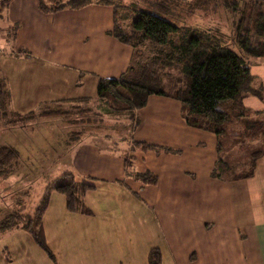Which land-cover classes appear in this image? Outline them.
Listing matches in <instances>:
<instances>
[{"label":"crops","instance_id":"1","mask_svg":"<svg viewBox=\"0 0 264 264\" xmlns=\"http://www.w3.org/2000/svg\"><path fill=\"white\" fill-rule=\"evenodd\" d=\"M6 12L26 33V50L21 51L34 65L72 72L78 92L67 99L96 98L97 92L82 91H98L101 79L118 78L130 65L132 47L108 34L114 24L110 6L46 13L37 0H11ZM260 65L264 62L253 66L252 73L264 84L263 71L257 73ZM8 85L10 89L9 80ZM251 98L258 99L247 98L246 106ZM128 126L133 141L125 154L77 138L67 174L77 177L78 184L94 186L84 195L91 214L69 211L61 193L57 201L50 197L43 216L47 239L50 232L63 247L74 240L73 264L77 234L95 243L86 264H150L152 248L161 251L160 264H264V156L250 178L213 177L217 136L189 126L182 103L170 96L151 95ZM146 172L155 174L157 182L135 176ZM51 216L56 221L50 222ZM15 256L23 254L18 250Z\"/></svg>","mask_w":264,"mask_h":264},{"label":"trees","instance_id":"2","mask_svg":"<svg viewBox=\"0 0 264 264\" xmlns=\"http://www.w3.org/2000/svg\"><path fill=\"white\" fill-rule=\"evenodd\" d=\"M10 2L0 1V16ZM37 3L46 13L81 9L90 4L110 6L114 10V24L108 34L133 49L128 69L118 78L101 79L96 98L58 102L89 103L85 115L91 117L98 114L134 120L151 95L173 97L182 103L189 126L217 136L219 158L213 177L241 180L254 175L257 161L264 156V119L257 118L255 115L260 111L246 106L245 100L256 97L264 103L263 81L252 73L253 66L264 62V0H37ZM215 7L239 14L230 35L220 27L204 29L176 22L179 18L174 13L181 16L197 10L209 12ZM174 70L184 75L186 83L169 94L162 86ZM10 106L8 79L0 70V122L28 126L40 117L58 114V110L50 108L20 113ZM235 120L242 125L238 131L240 141L224 144L222 140L231 136L229 128ZM234 154L238 165L231 163ZM20 157L17 148L0 146V177L11 176ZM230 172L232 177H228ZM135 176L145 183L157 182V176L151 172ZM79 186L71 178L56 184L54 190L65 195L69 211L91 214L82 198L94 186L84 183L81 190ZM46 195L38 208L30 210L24 206L7 215L0 221V230L19 228L28 232L33 241L55 259L43 224L50 198ZM148 259L150 264H160L161 251L152 248Z\"/></svg>","mask_w":264,"mask_h":264},{"label":"rangeland","instance_id":"3","mask_svg":"<svg viewBox=\"0 0 264 264\" xmlns=\"http://www.w3.org/2000/svg\"><path fill=\"white\" fill-rule=\"evenodd\" d=\"M1 13L0 67L11 85L10 109L26 113L50 108L58 110V114L40 117L28 126H9L0 122V146L15 147L21 155L16 171L7 178L0 177V221L24 206L30 210L38 208L45 194H47L46 197H52L54 201L58 200L56 197L61 194L54 190V186L72 178L67 172L72 168L77 138L82 136L80 141L84 139L96 141L101 148L117 155L127 153L129 141H133L131 125L135 121L125 116L95 114L91 117L85 115L89 103H78L76 100L58 102V100L77 97V85L73 83V79H70L72 72L61 69V73H58L48 64L34 65L37 63L32 62L33 60L24 54L26 46L22 42L25 41L26 33L22 32L21 27L9 17L6 8ZM174 15L179 18L176 22L181 25L187 24L204 29L220 27L228 35L234 30V22L239 16L237 13L218 7L209 12L197 10L194 14L184 12L181 16L176 13ZM21 49L24 50L21 51ZM257 67L260 68L257 73L260 74L259 72L263 71L264 75V65ZM185 83L184 75L174 70L172 76L164 79L162 88L169 94H173ZM82 92L95 95L97 87L92 91L88 89ZM247 105L256 111L258 106L264 107V104L255 98H251ZM78 106L80 108H77ZM260 111L255 116L264 119V109ZM128 124L131 126L130 131ZM240 128H242L241 123L235 120L233 126L229 128L231 136L228 135L222 140L224 144L240 141L238 134ZM235 154L231 157L232 165H238ZM236 170L238 171V168ZM228 177H232L231 172ZM74 180L76 184L79 183L77 177ZM82 184L84 183L78 185ZM80 186L79 190H81ZM82 201L85 208H89L84 196ZM50 212L54 213L55 210ZM53 216L49 219L50 222L56 221ZM47 227H50V223H47ZM48 234L51 237L48 236V239L46 237L48 240L46 241L55 259L39 248L28 232L19 228L0 230V264H7V260L15 256L18 250L23 257L15 256L10 264H36V261L38 264H64L65 261L66 264H73L76 257L74 240L68 241L63 247V243H57L55 236H52L50 232ZM53 240H55L54 243ZM91 243L95 246L94 241L88 240V237L82 240L77 234V264H86Z\"/></svg>","mask_w":264,"mask_h":264}]
</instances>
